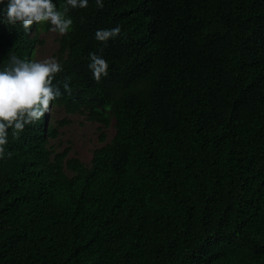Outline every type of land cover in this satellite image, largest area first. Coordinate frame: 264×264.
I'll use <instances>...</instances> for the list:
<instances>
[{"label":"trees","instance_id":"trees-1","mask_svg":"<svg viewBox=\"0 0 264 264\" xmlns=\"http://www.w3.org/2000/svg\"><path fill=\"white\" fill-rule=\"evenodd\" d=\"M68 15L54 83L71 92L9 129L0 158V264H264V0H88ZM50 28L0 17V70L35 60ZM90 53L108 62L100 82ZM53 107L99 123L90 161L55 148L69 119Z\"/></svg>","mask_w":264,"mask_h":264},{"label":"clouds","instance_id":"clouds-1","mask_svg":"<svg viewBox=\"0 0 264 264\" xmlns=\"http://www.w3.org/2000/svg\"><path fill=\"white\" fill-rule=\"evenodd\" d=\"M97 7H103V0H95ZM4 4V0H0ZM88 0H7L0 9V17L9 25L19 23L25 31H30L34 23L47 22L50 31L66 35L73 20L68 15L70 8H86ZM121 34L120 26L97 30L95 38L107 42ZM89 69L94 79L100 82L108 75V62L95 53H90ZM63 71V66L55 59L43 62L24 60L10 55L7 65L0 70V158L5 153L9 129L14 137L23 132L26 125L39 121L49 110L50 101L62 95L60 85L71 92L68 81L54 83L56 76Z\"/></svg>","mask_w":264,"mask_h":264},{"label":"rangeland","instance_id":"rangeland-1","mask_svg":"<svg viewBox=\"0 0 264 264\" xmlns=\"http://www.w3.org/2000/svg\"><path fill=\"white\" fill-rule=\"evenodd\" d=\"M57 36H59L58 32L50 30L43 33L45 42L37 47L35 61L43 62L53 58L56 59L54 54L57 48ZM52 117L54 120L69 119V122L61 127L62 135L59 140L62 144L58 145L59 141H56L54 143L55 148L59 149L64 146H71L72 153L77 154L86 162L90 161L92 148L100 144L98 141L99 123L88 119L82 113H69L63 107H53ZM114 132V125L109 126L106 129L107 138H111Z\"/></svg>","mask_w":264,"mask_h":264}]
</instances>
